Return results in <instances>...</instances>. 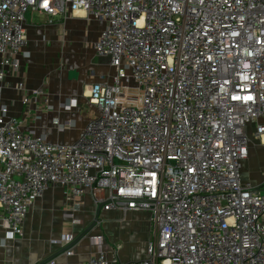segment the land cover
<instances>
[{
	"label": "built area",
	"instance_id": "obj_1",
	"mask_svg": "<svg viewBox=\"0 0 264 264\" xmlns=\"http://www.w3.org/2000/svg\"><path fill=\"white\" fill-rule=\"evenodd\" d=\"M75 12L103 24L91 47L114 72L89 85L95 114L72 142L23 130L0 103L5 238L59 185L71 201L150 213L142 259L100 250L82 264H264V182L240 176L245 126L264 115V0H0V81L19 68L28 13Z\"/></svg>",
	"mask_w": 264,
	"mask_h": 264
},
{
	"label": "crops",
	"instance_id": "obj_2",
	"mask_svg": "<svg viewBox=\"0 0 264 264\" xmlns=\"http://www.w3.org/2000/svg\"><path fill=\"white\" fill-rule=\"evenodd\" d=\"M36 14L41 20L27 16V44L18 54L19 68L8 70L0 81V103L19 117L23 130L43 134L52 142H72L95 114L86 97L89 85L114 72L91 47L103 24L78 12L56 16L51 22L44 14ZM18 82L24 85L22 91L14 88ZM33 90L40 95H32ZM22 96L29 97L28 104L22 103ZM261 123L264 115L246 124L250 142L240 164L241 179L253 185L264 182V132L254 135ZM72 203L77 205L73 208ZM96 211L89 194L71 201L63 187L49 186L29 206L22 236L6 239V226L0 219V264H82L100 250L122 263L145 256L153 234L149 211L101 209L99 223L94 221ZM67 234L73 237L68 245L64 243ZM68 247L70 255L64 253Z\"/></svg>",
	"mask_w": 264,
	"mask_h": 264
},
{
	"label": "rangeland",
	"instance_id": "obj_3",
	"mask_svg": "<svg viewBox=\"0 0 264 264\" xmlns=\"http://www.w3.org/2000/svg\"><path fill=\"white\" fill-rule=\"evenodd\" d=\"M76 13V12H75ZM78 13H81V12H78ZM82 14V13H81ZM31 14H27V16H28V18H32L33 20H38V19H40L41 17H39V15L38 14H36V13H33L31 16H30ZM41 20V19H40ZM44 20V19H43ZM93 32H94V30H92L91 29V32L89 33V35H90V37H92L93 36ZM89 40V39H88ZM84 41V40H83ZM41 44H43L42 42L40 43V45ZM84 51V53L86 52V49H84L83 50Z\"/></svg>",
	"mask_w": 264,
	"mask_h": 264
},
{
	"label": "water",
	"instance_id": "obj_4",
	"mask_svg": "<svg viewBox=\"0 0 264 264\" xmlns=\"http://www.w3.org/2000/svg\"><path fill=\"white\" fill-rule=\"evenodd\" d=\"M100 210H101V206H98L97 211H96V218L98 217ZM94 221H95V220H94ZM94 223H95V222H93L92 225H94ZM92 225H91V226H92ZM89 229H90V228H88L86 231H84L83 234H85ZM48 260H49V259H48Z\"/></svg>",
	"mask_w": 264,
	"mask_h": 264
}]
</instances>
